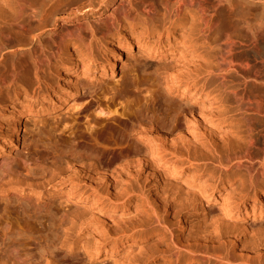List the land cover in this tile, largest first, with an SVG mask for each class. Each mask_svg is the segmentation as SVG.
Here are the masks:
<instances>
[{
	"label": "bare ground",
	"instance_id": "1",
	"mask_svg": "<svg viewBox=\"0 0 264 264\" xmlns=\"http://www.w3.org/2000/svg\"><path fill=\"white\" fill-rule=\"evenodd\" d=\"M57 2L63 4L65 0H49L50 7ZM104 3L98 0L96 6ZM89 5L95 6L94 2ZM4 12L10 14L5 18L9 26L3 23ZM41 12L49 10L39 8L36 0H0V63L6 61L0 83L22 78L25 70L31 71L30 64L34 78H42V66L67 51L68 39L79 50L85 49L90 58L95 46L98 51L102 47L105 54L99 62L66 56L57 70L59 89L43 97L37 109L25 104L32 100L25 96L22 103L0 112V159L16 149L27 120L56 115L77 99L81 78L95 72L102 81L115 76L131 44L119 37L106 41L107 35L123 23L141 28L139 52L146 56L160 59L166 54L161 48L164 36L166 44L179 45L182 52L177 60L157 68L154 78L144 74L149 77L135 78L123 91L104 92L102 97L108 100L105 105L89 104L78 116L80 121L69 124L76 130V135L75 131L70 134H78L80 145L87 148L86 155L81 153L72 160L63 157L68 149L66 142L62 145L63 136L57 135L61 129L57 126L50 134L59 147L53 149L59 156L50 154L54 146L48 149L49 155L38 156L36 143L31 144L34 149L30 145L33 150L24 158L20 156L14 169L7 164L0 179L4 182L7 178L14 197L3 198L7 194L4 182L5 187H0V242L6 246L4 251L0 247V258L7 254L11 259L4 257L8 258L4 263L63 264L73 259L61 253L67 247L72 255L83 250L89 258L102 254L110 259L124 252L115 264H144L149 260L155 264L160 257L169 264H213L212 260L214 264H264V227L256 231L246 227L249 220L264 222V2L142 0L135 4L120 0L104 22L102 19V28L88 21L72 27L63 24L61 34L50 42L35 35L27 37ZM100 53L99 57L103 55ZM175 95L186 100L185 105L175 102ZM122 99V104L117 103ZM198 101L202 103L199 107L193 105ZM94 112L105 119L94 116ZM43 133L39 134L41 141ZM45 145L50 147L45 143L40 148ZM192 157L210 162L214 167L211 179L201 181L195 170L183 168L194 164ZM231 169L244 172L241 184L245 189L261 188L252 202H246L244 189L218 199L223 191L219 184L230 178L226 171ZM182 178L187 188L181 185ZM48 186L59 190L49 194ZM49 195L55 201L41 206ZM217 200L221 201L219 210L210 215L209 224L205 221L198 227L194 238L183 241L175 237L171 229L174 222L184 219L182 232L186 233L187 215L205 213ZM130 204L136 207L132 220L123 216ZM207 214L201 218H208ZM154 226H163L168 232V249L158 248L155 252L159 254L145 255L143 242L134 237ZM247 232L252 236L242 237ZM81 233L87 236L85 242L74 237ZM127 237L132 239L125 241ZM30 244L35 247L29 248ZM235 246L240 247L238 253Z\"/></svg>",
	"mask_w": 264,
	"mask_h": 264
},
{
	"label": "rangeland",
	"instance_id": "2",
	"mask_svg": "<svg viewBox=\"0 0 264 264\" xmlns=\"http://www.w3.org/2000/svg\"><path fill=\"white\" fill-rule=\"evenodd\" d=\"M36 1H37L39 8L46 6V9H48L49 12L46 14H44L43 12L39 13V15L36 17V19L33 20L32 24L30 25V27L28 29V30H31L33 33H34L33 30H35V33L32 34V32H31V34H29L31 36H27V37L32 38V36L35 35L37 37H40V41H43V42L44 41L50 42L54 38H57L61 34V29L64 28V26H62L63 24H66L65 25L66 27H68V26L72 27L76 22L82 23V22L88 21L89 23H92V24L95 23L94 25H96V26L99 25L102 28L103 27L102 19L104 22V19L111 13V10L113 8V4H115V3L118 4L120 2V0H105L104 4H100V5L96 6L98 0H65V3H63V4L61 2H57L55 4V6L50 7L51 4L49 3V0H36ZM128 1H131V2H134L135 4H137V3H140L142 0H128ZM262 1L264 2V0H262ZM72 2L75 5L74 7L76 9L75 8L73 9ZM93 2L95 4V6L91 7L92 8L91 9L89 3H93ZM69 3L71 4V6H69ZM66 4H67V6H66ZM62 6H66L67 8L70 7V8H68L69 11L66 10L67 9L66 7L65 8L63 7L66 11L62 12V13L59 12V11H64V9L62 10ZM71 8L73 10H71ZM83 9H85V10H83ZM4 14H5V16H4L3 23L5 24V26H7V25L9 26L10 22L8 20H5V18L10 16V14H9V12H4ZM6 14H9V15H6ZM55 15L58 18H56ZM50 17L52 18V20ZM100 19H101V21H100ZM47 22H48V24L45 25ZM52 22L56 23V25L54 27L52 26ZM88 22H86V23H88ZM126 24L127 23H123L122 24L123 26L119 27V29H118L119 31L115 29L113 32H111L107 35V41H106L107 43H109L113 39L119 37V38H122L125 42H128L129 44H131V48L126 52V55L123 56V62L119 66L118 71L115 74V76L112 79H106V80L102 81V80L98 79L99 75L95 72V73L90 74L89 78H87V79L81 78V83L79 84V96L77 97V99L72 101L66 108H63L56 115H51V116L45 115V116H41V117L35 116V117L27 120L28 121L27 123L29 125L27 124L28 127L26 126L24 128L23 127L21 128V137L18 140V144H17L16 149L9 156H7L6 159L5 158L0 159V174H1V172H3V170L5 171L6 168L8 169L7 164L13 166V169H14V167H16L18 165V162H19L18 160H20L21 157L24 158L25 155L28 153L27 152L28 150H33L34 145H37V144L39 145V148L37 149V147H38V145H37L35 147L36 150H34V151L36 153L37 150H39L40 155L39 154H37V155L41 156V157H43L41 155L42 153H44V155H46L49 152V150H48L49 148L51 151L52 146L56 147V144H55L54 139H53L52 135L50 134V132L54 131V129L56 130L58 128L57 126H59L62 129V131H61V129H59L58 133L60 132V134L57 133V135L59 137L63 136V138H61V139H64V141H62V145H64L63 142H66L65 146L67 145V149H68L67 150L66 147L63 146V148H65L67 150L66 153L63 154V157L66 156L70 160H72V159H74V157L78 158L82 155H86L84 150L86 151L87 148L83 149L82 146L80 145L81 141H80L79 137H77L79 135L77 134V136H72V134H70V132L73 131V130H71L72 129L71 127L76 125L75 122H77V120H78V122L80 121L79 115L82 114V112L87 108V106L89 104L95 106L97 104H103L105 102L107 103L108 100L105 98L103 99V97H102V94L104 92H107V91L108 92L123 91L126 87H128L130 85L131 81L134 80L135 78L143 79V77L145 75H150L151 78H154L156 76L155 71L157 70V68L165 67L166 65H169V63L173 62L174 60H177L179 58L178 55L181 56L180 53L182 51L179 49L180 46L174 45L173 43L170 45L166 44L167 39L165 38V36L162 39L161 48L162 49L164 48L162 51L166 52V54L162 58L155 59V58L146 56L145 54L142 53V51L139 52V45H138V39L137 38L139 36L138 34L141 33L140 32L141 28L138 25L132 26L131 24L130 25L127 24L128 25L127 26ZM43 25H45V27H43ZM99 36L100 35H98L97 38L101 42V38H99ZM27 39H25L23 41H26ZM152 39L155 40V37H153ZM103 40L104 39H102V41ZM34 41H35V39H34ZM71 41H72L71 39H68V47L69 48H67V51L68 52L70 51V54L67 51H64V53L62 52L59 56H57V58L55 57V58L50 59V61H49L50 63L49 62L45 63L44 64L45 66H42V69L43 68L45 69V70L41 69V71H40V74L44 71L42 73V75L43 74L44 75L43 76L40 75V77L42 76V78H39L38 80L36 79V77L34 78L35 71L33 70L34 68H32L33 67L32 64H30L31 65V67H30L31 71L24 69L26 71V73H24L23 75L21 74L22 78L20 76L19 77V78H21L20 80L18 78L17 79L18 81L17 80L12 81L11 79L7 78L5 85L3 83H0L1 84L0 85V87H1L0 88V112H3L4 110L8 109L9 107H11L13 105H18V104L22 103V101H24L25 96L32 99L29 102L28 101L25 102V104L27 103L26 105H28V103H29V106H31L32 109H37L38 105H39V101L43 97H48L52 91L59 89V86L57 87V82H58V79H57L58 78L57 77L58 71L57 70L60 69L61 61L68 58L66 56L70 55L69 58H71V55H72V58H75V59L82 61V62H83V60L87 62L88 59L90 60V62H99L100 60H102L101 58L104 57L105 53H104V50L102 49V47L100 48L101 50L98 51L97 47L95 46L94 51H95L96 56L94 54L95 57L93 56L90 58L85 53V49L80 48V50H82V51H80L77 46H76L77 48L75 47V45H74L75 43L74 42L72 43ZM172 51H174L175 53L174 52L171 53ZM82 52L85 54L84 56H83ZM97 52H98V54H97ZM100 52H102V53H100ZM99 53H100V55L103 53L104 54L101 57H99ZM6 55H8V53ZM5 63H6V61H3L0 63V73L5 72V69H3V67H2ZM26 66L29 68L28 65H26ZM46 66L49 68H47ZM27 67H26V69H27ZM45 67L47 68V71H46ZM26 75H28V76H26ZM145 77L148 78L149 76L148 77L145 76ZM8 81L9 82L12 81L15 84L12 82L9 83ZM27 91L29 92L30 96L25 94ZM110 96L111 95L109 94L108 97H110ZM172 99L175 102H180V104L181 103L184 104L187 102L186 100H180L179 95L173 96ZM99 100L101 101L100 103H99ZM123 102H124V99L117 101V103H121V104ZM206 102L210 103L211 101L209 100ZM201 104H202L201 101H198V102L194 103L193 105H196L199 107ZM103 105H105V104H103ZM118 107H120V105H118ZM94 116L105 119L104 116L99 115V113H97V112H94ZM36 117L38 119H36ZM122 119H124V118H122ZM74 120H75V122H73ZM67 124H68V126H67ZM69 124L70 125L73 124V126L70 127ZM61 125H62V127H61ZM64 125H66L67 128ZM68 128L71 131H68L69 130ZM74 131H73L74 132L73 135H76V130H74ZM41 133H43V137L45 136L43 138L44 141L43 140L41 141L42 138H40V136H39V134L42 136ZM133 140L136 141V138H133ZM33 142L35 144H33ZM45 143L50 144V147L47 148L45 145L42 148H40ZM30 145L32 146L33 149L31 148ZM53 149L58 150L59 147L52 148V152L51 153L49 152L51 155L57 154L59 156V154L56 151H54ZM65 149H63V150H65ZM68 151L70 152V155L67 154V153H69ZM54 152H56V153H54ZM83 152H84V154H83ZM49 153H48V155H49ZM81 153H82V155H81ZM53 156L55 157V155H53ZM71 157H73V158H71ZM191 159L193 160L192 163H194V164H188L187 163L183 166V168L195 170V172L197 174H200V175H198L197 179L199 178V180H201V181H205L208 178H210V179L212 178L211 175H212V170L214 167L210 164L209 161H205L203 159H200V158L198 159V158H194V157H192ZM2 163H4V165ZM181 164H182V162H181ZM226 174H227V176L229 174L230 178L225 177L224 184L223 185L219 184L220 188L223 190L221 192V194L219 195V198H218L219 200H222V198L225 197L227 194H238L241 191H243V189H244V194L247 196L246 202L250 203L255 199L254 196L256 194H260V190H261L260 187H256L257 189L255 188V190H253V189L247 190V189H245L246 187L242 186L241 183H242V180L244 178V172L242 170L231 169V170L226 171ZM5 179H7V178H5ZM5 179H4V182L5 183L7 182V184H6L7 187H5V183L2 181V179H0V183H1L0 187H2V188L5 187V189H7V191H6L7 194H5L4 195L5 197L3 196V198H5V200H8V199L12 200L14 197L11 195L13 193V191L10 190L11 187L8 186V181H6ZM180 183H181V185L186 186V188L188 187V185H186V183L184 182V178H182L180 180ZM46 189L48 190V191L46 190L48 193L50 192L49 194H52L53 192L57 191V189L59 190V187L48 186ZM137 198L138 197H135V200H137ZM55 199H56L55 197H52L51 195H49V196H47V198L42 200L40 205L43 206L47 203L54 202ZM23 200H24V202L26 201L24 198H23ZM219 200H217L218 203H212L211 202L207 206L208 210L205 213L200 214L201 216L200 215L193 216L192 213L188 214L187 216H189V218L186 222V233L182 232V224H184V219L181 223H178L177 221L174 222L171 229L173 230L175 237L177 239L183 240V241H186V239L188 240V237L194 238V236L196 235V231H197L198 227L202 226L203 224H206V223L209 224L211 222L210 219L212 220L211 217L214 216V215L212 216V214H215V212L219 210V207L221 205L220 204L221 201H219ZM128 209H129V211L126 212V214L123 213V216H126L127 218L129 217V219L131 218V220H132L134 218V216L136 215L135 204H130V207ZM210 209H212V210H210ZM203 214H207L205 216H207L208 218H206V217H203L204 219L201 218ZM210 215H211V217H210ZM171 218H172V216H169L170 220H171ZM205 221H206V223H204ZM246 227L249 228L250 231H252V230L256 231V230H259L260 228L264 227V222L249 220L248 222H246ZM252 234L247 232L246 234L242 235V237H244V236L251 237ZM74 237H77L79 240L81 239L82 242H85V240L87 238L85 233H81V235L74 236ZM84 237H86V238H84ZM168 237H169V234L163 226H154V227H151V229H149L146 234L141 235V236H135L134 238H137L141 242H143V245L145 246L143 249V252L145 255H147L151 252H155L158 248L159 249L162 248V250H167L168 245L165 241L167 240L166 238H168ZM131 239L132 238L127 237V239H125V241L131 240ZM1 240L2 239L0 238V241ZM62 241H63V239H62ZM159 241H161V242H159ZM36 243H37V245L39 244V242H36ZM57 243H59V242H57ZM2 244L3 243L0 242V247L3 249L2 251H4L6 243H5V245H2ZM30 245H31V247H29V248H33V246L35 247V245H33V246H32V244H30ZM60 245H61L60 243H59V245L57 244V246H59V247H56V248L60 249L61 248ZM134 248H135V250L137 249L136 246ZM165 248H167V249H165ZM65 249L66 250H64V249L61 250V253L65 256H67V258L69 256H71V257L73 256V259L70 258L69 261L65 260L63 264H79V263L80 264H115V259H120L124 256V252H121V253L117 254L115 256V258H110V259L105 258L104 256H102V254L98 255L97 257L93 256L92 258H89L86 255H84L83 250H78L75 252L74 255H72V253L70 252V250L67 247ZM239 251H240V247L235 246L234 252L238 253ZM156 254H159V253H156ZM7 256L8 255L6 254V256H4V257H7ZM4 257L0 258V261L3 262L2 264H5L4 261H7V259L9 258V256L7 259ZM4 259H6V260H4ZM75 259H77V260H75ZM9 260H11V259L9 258ZM9 260H8V262H6V264H9ZM214 262L215 261L212 260L213 264H214ZM144 264H153V262L151 260H149ZM155 264H169V262L164 261L163 258L160 257L157 259ZM182 264H198V263H197V261L196 262L187 261V263L184 262Z\"/></svg>",
	"mask_w": 264,
	"mask_h": 264
}]
</instances>
